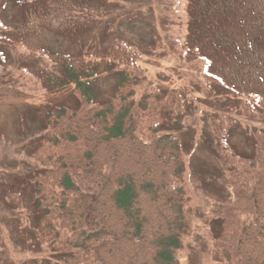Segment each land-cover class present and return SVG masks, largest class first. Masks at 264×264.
Instances as JSON below:
<instances>
[{"label":"rangeland","instance_id":"rangeland-1","mask_svg":"<svg viewBox=\"0 0 264 264\" xmlns=\"http://www.w3.org/2000/svg\"><path fill=\"white\" fill-rule=\"evenodd\" d=\"M116 44L140 54L144 77L135 99L185 90L184 120L160 133L177 138L186 155L191 230L180 264H206L209 227H217L206 202L231 198L210 118L237 121L228 143L239 154H250L254 134L264 131V120L242 115L237 100L252 94L264 108V0H0V264H64L31 232L40 211L33 208L32 174L21 167L39 143L47 112L78 104L68 64L79 74L96 73L81 79L94 87L95 99L111 94L120 76L101 56ZM207 71L226 83L219 95L204 94ZM18 189L19 205L8 203L5 192L15 197Z\"/></svg>","mask_w":264,"mask_h":264},{"label":"trees","instance_id":"trees-1","mask_svg":"<svg viewBox=\"0 0 264 264\" xmlns=\"http://www.w3.org/2000/svg\"><path fill=\"white\" fill-rule=\"evenodd\" d=\"M139 58L128 45L106 49L101 59L120 81L102 100L81 81L96 73L79 74L68 64L78 104L47 112L39 143L21 167L32 174L33 208L40 211L31 232L64 264H180L178 252L191 230L186 155L177 138L160 132L182 123L188 103L182 89L135 99L144 77ZM205 75V95L227 87L221 77ZM237 100L242 115L264 120L252 94ZM210 125L231 198L206 202L217 225L214 232L209 227L206 264H264V131L254 134L253 149L244 155L228 143L236 120L213 116ZM21 192L14 197L8 190L4 197L19 205Z\"/></svg>","mask_w":264,"mask_h":264}]
</instances>
